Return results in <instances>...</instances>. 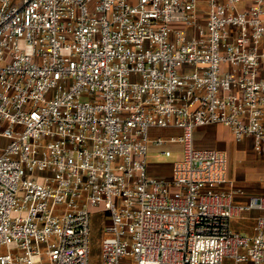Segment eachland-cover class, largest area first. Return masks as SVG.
Returning a JSON list of instances; mask_svg holds the SVG:
<instances>
[{
    "label": "built area",
    "instance_id": "built-area-1",
    "mask_svg": "<svg viewBox=\"0 0 264 264\" xmlns=\"http://www.w3.org/2000/svg\"><path fill=\"white\" fill-rule=\"evenodd\" d=\"M213 125L264 155V0H0V264H92L103 211L101 264H264Z\"/></svg>",
    "mask_w": 264,
    "mask_h": 264
},
{
    "label": "rangeland",
    "instance_id": "rangeland-1",
    "mask_svg": "<svg viewBox=\"0 0 264 264\" xmlns=\"http://www.w3.org/2000/svg\"><path fill=\"white\" fill-rule=\"evenodd\" d=\"M204 128L217 129V148L226 150L229 154L230 178L234 181V187L245 192L248 196L257 194L264 195V155H260L255 150V143L252 139H246L243 143H236L230 135V130L222 125L207 126ZM202 131V130H199ZM178 131H168L167 129H153L152 139L157 137L168 138L176 135ZM177 136V135H176ZM200 137V136H199ZM5 140H3L4 142ZM152 145V144H151ZM225 148V149H224ZM171 150L172 156L159 155V152ZM183 157V147L181 144H169L160 149L150 147L148 162L150 165L159 167V171H167L171 165L179 158ZM253 190V194L250 193ZM245 200L237 199L234 204H244ZM261 215L260 212L244 213L232 219V228L243 234H250L254 224V217ZM109 213L103 211L95 214L93 218L92 236V264H101L102 240L105 237L104 228L107 225ZM5 247L2 253H6Z\"/></svg>",
    "mask_w": 264,
    "mask_h": 264
},
{
    "label": "crops",
    "instance_id": "crops-1",
    "mask_svg": "<svg viewBox=\"0 0 264 264\" xmlns=\"http://www.w3.org/2000/svg\"><path fill=\"white\" fill-rule=\"evenodd\" d=\"M173 130L174 131H178L176 135H180L181 134V130H179V129H172V130H168V131H173ZM199 130H202V131H199ZM217 132H220V131L217 130V129L204 128V127L197 128L194 131V141H195L196 148L211 149V148H214V147H210L212 145L216 146V148H217V145H216L217 141H218V139L216 137ZM230 135H232L231 132H230ZM151 148L160 149L157 146H155L154 144L151 145ZM159 155H165V154H163V152H159ZM172 165L167 171H159V167H155V166H152V165L149 164V172L154 177H158V178H161V179H170L171 175H172ZM229 174H230V172H229ZM251 191L252 192H250V193L253 194L254 193L253 190H251ZM247 196L248 195L245 194V196L239 197V199L246 200Z\"/></svg>",
    "mask_w": 264,
    "mask_h": 264
}]
</instances>
